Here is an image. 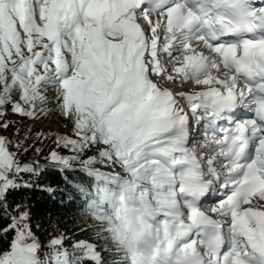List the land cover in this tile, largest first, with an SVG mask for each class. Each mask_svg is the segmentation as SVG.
I'll use <instances>...</instances> for the list:
<instances>
[{
  "label": "snow or ice",
  "instance_id": "1",
  "mask_svg": "<svg viewBox=\"0 0 264 264\" xmlns=\"http://www.w3.org/2000/svg\"><path fill=\"white\" fill-rule=\"evenodd\" d=\"M188 84L205 90L173 91ZM9 109L71 122L55 144L72 155L45 159L94 179L77 188L95 242L69 252L61 234L41 255L8 196L45 169L0 137V232L13 234L0 264H107L105 252L112 264H264V0H0V117ZM200 129L213 155L197 151Z\"/></svg>",
  "mask_w": 264,
  "mask_h": 264
},
{
  "label": "trees",
  "instance_id": "2",
  "mask_svg": "<svg viewBox=\"0 0 264 264\" xmlns=\"http://www.w3.org/2000/svg\"><path fill=\"white\" fill-rule=\"evenodd\" d=\"M7 111V117H9ZM51 112L42 117L41 122H45L50 117ZM6 116V115H5ZM4 117H0V122H8ZM22 122L14 130L11 136L10 151L18 154L20 162L33 167L45 169L41 171L39 176H31L22 174L23 180L27 181L30 186L20 187L10 193L8 196L9 204L21 205L29 211L31 218L32 231L38 237L41 245V255L49 251L47 247L48 241L53 236L66 234L68 239L65 241L68 251H72V244L77 240H94V234L89 229V225L93 222L84 215L74 213L70 209L60 207L56 203L51 202V194L64 188V180L60 177L55 169L46 167L48 162L45 157L50 151L55 150L63 155L68 149L57 147L55 138L46 134L45 130L40 131L39 127L32 132H26V123L31 118L23 117ZM41 123V124H42ZM11 129H13L11 127ZM5 129H0V137L5 138ZM42 134V135H38ZM19 143V147H17ZM27 149V151H25ZM36 149H40L37 152ZM63 180V181H62ZM51 189V191H49ZM9 221L0 219V227H6ZM81 227L89 229L81 231ZM13 239L12 233L0 232V252L9 250V245Z\"/></svg>",
  "mask_w": 264,
  "mask_h": 264
},
{
  "label": "rangeland",
  "instance_id": "3",
  "mask_svg": "<svg viewBox=\"0 0 264 264\" xmlns=\"http://www.w3.org/2000/svg\"><path fill=\"white\" fill-rule=\"evenodd\" d=\"M55 101L53 100V103ZM9 120H12V121H16L18 120V118L16 116H13V117H10ZM32 126V124L29 125V128ZM46 127V130L47 132H52V133H55V132H59L61 129V126H58L57 123L55 121H51L49 123H47L46 125H44ZM11 127H13L12 125L8 128V130H11ZM10 150V149H9Z\"/></svg>",
  "mask_w": 264,
  "mask_h": 264
},
{
  "label": "bare ground",
  "instance_id": "4",
  "mask_svg": "<svg viewBox=\"0 0 264 264\" xmlns=\"http://www.w3.org/2000/svg\"><path fill=\"white\" fill-rule=\"evenodd\" d=\"M172 67V66H171Z\"/></svg>",
  "mask_w": 264,
  "mask_h": 264
}]
</instances>
